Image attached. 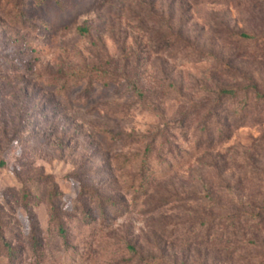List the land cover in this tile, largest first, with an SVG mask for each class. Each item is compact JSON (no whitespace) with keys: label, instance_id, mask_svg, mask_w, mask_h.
<instances>
[{"label":"rangeland","instance_id":"obj_1","mask_svg":"<svg viewBox=\"0 0 264 264\" xmlns=\"http://www.w3.org/2000/svg\"><path fill=\"white\" fill-rule=\"evenodd\" d=\"M255 94L264 0H0V264H264Z\"/></svg>","mask_w":264,"mask_h":264},{"label":"trees","instance_id":"obj_2","mask_svg":"<svg viewBox=\"0 0 264 264\" xmlns=\"http://www.w3.org/2000/svg\"><path fill=\"white\" fill-rule=\"evenodd\" d=\"M234 36L236 37V39L238 41H249L251 40L250 36H247L245 34H234ZM176 37H172L171 34V38L169 39V41L166 42V45L168 48L172 49V47L176 44ZM134 90L137 91V89L134 87ZM217 95L220 98H232V97H236L238 94L236 91L234 90H226V89H218L217 91ZM219 100H231V99H219ZM264 100V97L260 96L259 94H255V97L253 99V105H257L259 104L261 101ZM250 105L249 104V99H246V101L243 103V106H239V108H236L235 110H228L226 107H224L223 105H221L220 103H218V107L216 108V114L211 115L210 118H208V120L206 121V123H211V127L212 129H210V133L212 132L213 134H217L218 135V139L220 140L221 138H223L226 135V132L228 130V124L226 122V120L223 122H221V114L222 112L226 115H228L230 117V115L234 118V120H242V116H243V112L245 111L246 106ZM227 117V116H226ZM207 125H202L201 130H202V134H203V138H207L210 137V141H213L214 139L212 138L213 136L209 135L208 131L206 129ZM62 232V231H59ZM2 242H4L2 240ZM3 248L6 251V259H13L14 258V249L7 244H3ZM129 250L131 251L133 256H138L137 251L133 248V247H128ZM145 264L148 262H144Z\"/></svg>","mask_w":264,"mask_h":264}]
</instances>
